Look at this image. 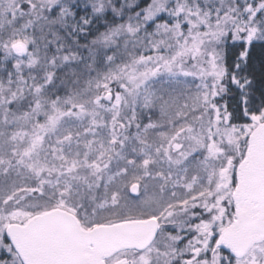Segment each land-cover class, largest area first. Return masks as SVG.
<instances>
[{
  "label": "snow or ice",
  "instance_id": "1",
  "mask_svg": "<svg viewBox=\"0 0 264 264\" xmlns=\"http://www.w3.org/2000/svg\"><path fill=\"white\" fill-rule=\"evenodd\" d=\"M0 264H264V0H0Z\"/></svg>",
  "mask_w": 264,
  "mask_h": 264
},
{
  "label": "trees",
  "instance_id": "2",
  "mask_svg": "<svg viewBox=\"0 0 264 264\" xmlns=\"http://www.w3.org/2000/svg\"><path fill=\"white\" fill-rule=\"evenodd\" d=\"M226 99H229V102L231 103V99L229 97H226Z\"/></svg>",
  "mask_w": 264,
  "mask_h": 264
}]
</instances>
